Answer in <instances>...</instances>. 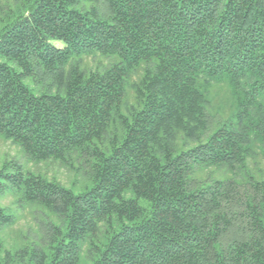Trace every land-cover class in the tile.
I'll use <instances>...</instances> for the list:
<instances>
[{
    "label": "trees",
    "instance_id": "1",
    "mask_svg": "<svg viewBox=\"0 0 264 264\" xmlns=\"http://www.w3.org/2000/svg\"><path fill=\"white\" fill-rule=\"evenodd\" d=\"M14 1L0 25V137L37 163L72 169L76 155L88 183L75 194L0 170V194L62 222L42 246L0 241V264H264V180L245 171L264 144V0ZM94 54L118 61L85 70ZM223 80L235 121L212 132L208 93ZM210 169L233 174L198 178ZM16 220L0 208V234Z\"/></svg>",
    "mask_w": 264,
    "mask_h": 264
},
{
    "label": "rangeland",
    "instance_id": "2",
    "mask_svg": "<svg viewBox=\"0 0 264 264\" xmlns=\"http://www.w3.org/2000/svg\"><path fill=\"white\" fill-rule=\"evenodd\" d=\"M93 5L90 6V8ZM19 5L14 0H0V25L7 21L9 15L18 13ZM57 47H62L61 42H54ZM117 62L116 57H101L99 55L85 56L81 59V66L85 70H95L100 66V69L112 65V59ZM115 63V62H114ZM144 74V67L135 70L128 81L126 109L136 105L135 86L142 80ZM26 84L35 91V84L29 79ZM209 108L207 110L208 118L211 121L212 132L218 130L225 124L235 121L234 114L235 103L231 89L227 81L223 80L221 83H213L209 93ZM211 132V133H212ZM191 146L194 144H190ZM253 149V155L247 161L245 171L252 175L256 180H264V144L256 142ZM70 163L73 165L72 169L65 167L62 163L55 161H46L37 163L31 161L24 150L13 144L11 141H6L0 137V170L4 167L7 168L9 173H16V167L20 166L25 174L32 173L34 175L42 176L43 178L61 183L65 188L72 190L75 194H80L85 185L88 183L84 168L77 156L74 155ZM233 173L230 172H217L210 169L204 172H199L198 178L204 179L208 175L216 178H229ZM243 175L242 172L239 173ZM9 185V184H8ZM126 198L134 197L128 193ZM141 205L149 208V203L141 200ZM0 208L8 209L12 215L16 217V223L4 230L0 234V241L7 251H15L24 246L31 244L40 245L44 244L46 239V229L48 224L61 225L62 222L57 215H54L40 207L26 204L21 201L20 197L12 193V189L7 187L2 194H0ZM88 247L84 248V255L87 256Z\"/></svg>",
    "mask_w": 264,
    "mask_h": 264
}]
</instances>
